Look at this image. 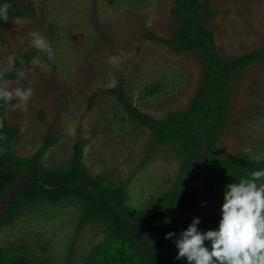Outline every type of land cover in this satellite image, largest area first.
Segmentation results:
<instances>
[{
	"label": "rangeland",
	"instance_id": "obj_1",
	"mask_svg": "<svg viewBox=\"0 0 264 264\" xmlns=\"http://www.w3.org/2000/svg\"><path fill=\"white\" fill-rule=\"evenodd\" d=\"M33 15L0 19V73L19 55L24 78L3 80L0 87L33 89L29 101L13 96L2 114L17 129L13 151L31 154L46 133L53 143L41 156L44 168L66 165L74 140L83 141L81 161L91 176L123 184L132 208L156 204L177 174L167 145H154L150 132L130 120L109 92L117 82L127 100L161 119L186 108L200 80L196 53L175 52L168 43L176 22L171 0H29ZM214 16H201L213 32L219 55L232 58L264 48V0H206ZM44 37L53 56L33 47L32 33ZM34 57L48 70L32 65ZM116 57L115 63L110 59ZM156 87L157 92H145ZM230 115L217 153L242 151L264 160V57L238 72L229 84ZM78 204L65 199L37 201L0 228V249L22 245L29 259L49 256L51 264H81L103 239L98 224L77 230ZM47 243L45 251L38 247Z\"/></svg>",
	"mask_w": 264,
	"mask_h": 264
},
{
	"label": "trees",
	"instance_id": "obj_2",
	"mask_svg": "<svg viewBox=\"0 0 264 264\" xmlns=\"http://www.w3.org/2000/svg\"><path fill=\"white\" fill-rule=\"evenodd\" d=\"M170 12L176 22L168 41L150 35L149 39L168 43L175 52L196 53L201 65L200 80L185 109L168 113L157 119L131 104L122 85L117 82L109 89L132 121L146 128L154 145H167L175 154L177 174L170 186L162 193L160 200L153 205L132 208L126 203L123 184L113 185L100 175H89L81 161L83 141L76 139L71 145V153L66 165L46 169L41 156L53 143L54 136L46 133L36 149L28 156H17L13 147L17 129L4 125L0 128V196L5 194L17 180V174L25 177L20 181L14 194L0 216V228L10 225L19 217L25 207L37 201L50 204L65 199H73L78 204L76 229L86 224H98L104 237L94 244L81 264H188L186 258L176 259L178 250L175 240L181 231L186 230L193 218L165 225L141 224L148 219L176 217L198 207V191L193 183L194 167L202 146L203 130L198 123L207 127L206 152L207 171L205 182L207 193L223 199L226 185L239 182L251 172L264 170V160L249 158L242 151L233 152L227 157L217 153L219 136L230 115L228 104L229 84L243 68L260 57L262 50H251L233 58H223L216 50L211 29L201 21L202 15L214 16V11L206 0H171ZM8 5V17L33 15L29 0H0V6ZM31 56L19 55L13 65L0 73V81L15 80L17 70ZM157 92L150 87L147 96ZM12 105L0 100V121L3 112ZM258 183H264L260 181ZM219 223L210 214L208 224L201 221L198 230H217ZM174 235L165 239L167 233ZM47 243H39L43 252ZM205 246L211 250L210 241ZM49 256L29 259L25 248L18 245L0 249V264H51Z\"/></svg>",
	"mask_w": 264,
	"mask_h": 264
},
{
	"label": "clouds",
	"instance_id": "obj_3",
	"mask_svg": "<svg viewBox=\"0 0 264 264\" xmlns=\"http://www.w3.org/2000/svg\"><path fill=\"white\" fill-rule=\"evenodd\" d=\"M0 19L8 21V5L0 6ZM33 47L46 53L49 59L53 52L50 43L38 33L33 32ZM118 58L113 57L110 63ZM32 65L48 70L34 57ZM23 65V62L21 61ZM26 72L17 70V76L24 78ZM33 89L16 88L9 91L0 87V100L10 102L13 96L23 104L29 101ZM3 122L0 121V128ZM7 139V137H0ZM264 170L251 172L246 178L226 185L221 207L222 218L217 230H198L199 218H193L186 230L181 231L175 240L178 250L177 260L186 258L188 264H264ZM167 222V221H166ZM174 233L166 234L170 239ZM210 241L211 250L205 246Z\"/></svg>",
	"mask_w": 264,
	"mask_h": 264
},
{
	"label": "water",
	"instance_id": "obj_4",
	"mask_svg": "<svg viewBox=\"0 0 264 264\" xmlns=\"http://www.w3.org/2000/svg\"><path fill=\"white\" fill-rule=\"evenodd\" d=\"M199 127L203 130L202 135V146L199 152V156L196 159V164L194 167V177L193 183L195 184L198 191V207L193 211H186L176 217L166 218V219H148L143 221L141 224H156V225H165L167 223L180 222L186 218H199L200 221L208 224V217L212 213L215 215L217 222L219 223L222 218L221 207L224 201L218 197L210 196L207 193V186L205 182V175L207 171L206 161V152L208 149L207 143V127L199 124ZM24 175L17 174V180L11 185L7 192L0 196V216L9 202L10 198L16 194L17 187L20 181L24 178ZM167 221V222H166Z\"/></svg>",
	"mask_w": 264,
	"mask_h": 264
},
{
	"label": "flooded vegetation",
	"instance_id": "obj_5",
	"mask_svg": "<svg viewBox=\"0 0 264 264\" xmlns=\"http://www.w3.org/2000/svg\"><path fill=\"white\" fill-rule=\"evenodd\" d=\"M213 33V32H212ZM214 37V36H213ZM236 57V56H235ZM233 58V57H232ZM3 81V80H2ZM1 82V81H0Z\"/></svg>",
	"mask_w": 264,
	"mask_h": 264
}]
</instances>
